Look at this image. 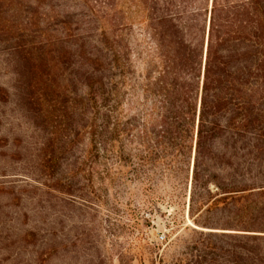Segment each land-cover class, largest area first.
<instances>
[{
  "label": "trees",
  "instance_id": "obj_1",
  "mask_svg": "<svg viewBox=\"0 0 264 264\" xmlns=\"http://www.w3.org/2000/svg\"><path fill=\"white\" fill-rule=\"evenodd\" d=\"M23 2L25 23L39 28V9L48 21L36 45L24 47L41 84L22 98L36 96L44 119L78 117L90 143L82 205L106 203L93 176L114 183L109 167L96 171L100 152L131 181L149 179L157 162L168 174L190 168L194 146L188 216L217 230L192 228L179 257L158 264H264V0H128L126 15L117 0ZM60 64L62 82L52 77ZM94 228L74 235L81 264L106 263L105 236L100 227L91 235ZM60 234L25 233L39 264L65 253Z\"/></svg>",
  "mask_w": 264,
  "mask_h": 264
},
{
  "label": "rangeland",
  "instance_id": "obj_2",
  "mask_svg": "<svg viewBox=\"0 0 264 264\" xmlns=\"http://www.w3.org/2000/svg\"><path fill=\"white\" fill-rule=\"evenodd\" d=\"M25 4L0 0V264H39L34 239H24L28 231L64 235L65 253L52 256L48 264H81V245L74 247L72 241L84 227L101 228L105 264H158L159 260L177 259L184 243L195 236L192 228L217 230L201 227L188 216L192 154L190 168L178 174L164 173L157 162L149 179L130 181L118 178L113 158L100 152L96 171L102 174L109 167L114 183L107 185V180L93 176L98 193L107 190L106 203L99 206L90 198L92 205H82L77 197L84 191L82 159L90 143L78 133V117L70 122L58 116L44 119L39 116L36 96L29 102L22 98L23 94L36 95L41 84L34 63L23 58L24 47L36 45L41 39L38 29L48 21L39 9L33 15L39 28L25 23V10L30 8ZM127 6L128 0H117L120 15L127 14ZM56 74L62 82V64L54 71L53 80ZM70 89L80 92L78 83ZM65 98L59 95L62 106ZM64 113L61 109L53 116ZM118 224L124 226L119 235L109 234L116 233Z\"/></svg>",
  "mask_w": 264,
  "mask_h": 264
},
{
  "label": "water",
  "instance_id": "obj_3",
  "mask_svg": "<svg viewBox=\"0 0 264 264\" xmlns=\"http://www.w3.org/2000/svg\"><path fill=\"white\" fill-rule=\"evenodd\" d=\"M193 155H194V146H193V153H192V162H193ZM191 167H192V164H191ZM190 174H191V168H190ZM201 230L203 229L201 228Z\"/></svg>",
  "mask_w": 264,
  "mask_h": 264
},
{
  "label": "built area",
  "instance_id": "obj_4",
  "mask_svg": "<svg viewBox=\"0 0 264 264\" xmlns=\"http://www.w3.org/2000/svg\"><path fill=\"white\" fill-rule=\"evenodd\" d=\"M162 237H163V235L160 236V238H162Z\"/></svg>",
  "mask_w": 264,
  "mask_h": 264
}]
</instances>
